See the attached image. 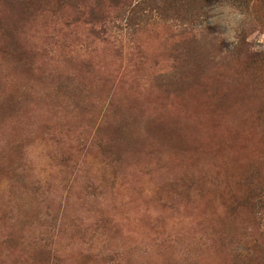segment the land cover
<instances>
[{
  "label": "rangeland",
  "instance_id": "1",
  "mask_svg": "<svg viewBox=\"0 0 264 264\" xmlns=\"http://www.w3.org/2000/svg\"><path fill=\"white\" fill-rule=\"evenodd\" d=\"M252 1L0 0V264H264Z\"/></svg>",
  "mask_w": 264,
  "mask_h": 264
},
{
  "label": "trees",
  "instance_id": "2",
  "mask_svg": "<svg viewBox=\"0 0 264 264\" xmlns=\"http://www.w3.org/2000/svg\"><path fill=\"white\" fill-rule=\"evenodd\" d=\"M231 1H234L235 3H238L241 6H245V5H248L249 2L251 3L252 0H231ZM253 1H254V4L255 3H259V4L264 3V0H253ZM253 1H252V3H253Z\"/></svg>",
  "mask_w": 264,
  "mask_h": 264
}]
</instances>
